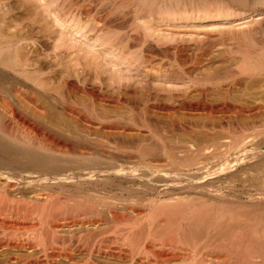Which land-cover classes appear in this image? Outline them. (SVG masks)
Instances as JSON below:
<instances>
[{"label":"bare ground","instance_id":"bare-ground-1","mask_svg":"<svg viewBox=\"0 0 264 264\" xmlns=\"http://www.w3.org/2000/svg\"><path fill=\"white\" fill-rule=\"evenodd\" d=\"M2 28L3 27L0 26V32L5 31V28ZM96 30L99 29L96 28ZM51 31L52 29L46 31V28L41 25L21 24L19 28H16V31L12 33L9 32V34L12 35L11 39H0V234L3 235V237H0V264H108V262H112V260L118 263L123 262V264L124 261H128V264H134L139 260L140 264L142 259L140 260L137 258L138 255L140 253L148 254L151 252L150 250H153L156 246V244L153 243L150 246L148 245V248L142 250L144 240H146V238L150 239V237H159L157 239L159 240L160 246H168L175 251L174 255H176V257L173 255L172 258L186 261L188 264H201L203 261H209L211 262L210 264H264V230L260 228L259 224L257 225L259 228L252 229V221L254 220H251V218H249L250 216L244 213V216L241 215V222H238V224L235 221L239 219L240 215H236L237 217H235V214L230 211L232 209L226 208V206L224 207L226 202L220 201L221 203L219 204L221 205H219L218 211L223 213L226 212L229 214V218L224 222L222 219L225 218V214H219L220 217L218 212L216 213L217 216H215V219H212V216L209 217L210 213L208 212V216L206 210H204L205 212L200 211V213L199 210H196L197 208H191L187 212L183 205L187 197H181L182 199L177 197L180 196L179 194L193 190L197 193L207 190L209 194H213L215 197L218 195L220 196L219 198L226 196V191L223 190L225 192L224 194L220 187H218V184L224 179H222L221 175L226 174L229 167H219L218 163L211 162L212 160L210 158L211 161H208L212 164H207L205 162L207 158L203 151L205 150L207 152L208 147H210V145H207L210 139L208 142L206 141L207 143L205 142V145L193 144L192 139L189 143H192L193 146L184 145L183 141V143H181V145L179 144L180 146L175 147V149L178 151H176L177 153L186 154V156H183L187 157V159H182L183 161L178 162L179 166L184 167L192 165L195 167V165H197V170H204L203 173L205 175L202 176H209L212 180L210 183L218 182L217 186H212V184H209L210 187L206 186L204 179L206 177L200 178V175H198L199 171L188 174L190 177V184H186L185 181H180L181 178H179V180L176 179V177H173L175 175L169 172L168 169H166L167 171L164 170V168H168L166 167L168 160L166 161L167 163L163 165V169H161L162 167L156 162L158 166L161 167L159 169V167L152 162L154 159L152 161H145L143 164L144 166H138V162L134 161L136 157H133L135 158L133 160L130 155L129 163L127 162L128 158L126 159V157H124V159L122 157L124 160L121 159L119 155L125 156V154L121 153L126 148L124 147L126 145V140H124L121 135L126 134L125 136L128 135L127 138H129L130 135V140H128L130 145L127 143L128 146L139 149L141 145L139 144L140 141L135 140L138 134H140V127L137 129L134 125L136 126L139 121L136 124L132 122V125L130 123L131 126L129 123L128 126H123L121 125L123 123L119 121L109 122L110 119L108 116H110V118L116 117V119L123 118L121 117V111H124L122 108L125 104H129L125 98L126 94H128L126 90L129 85L126 87L127 85L125 83L127 82H124L122 78L123 73H121V66L115 68V78L111 77L113 74H108V77L110 76L109 79L107 76V78L104 77L109 70L108 68L105 69V65L107 64L106 58L101 59L103 60L102 64L104 65L105 63L104 66H100L99 64L97 66H95L96 64L93 66L90 65L94 60L90 64L86 63L88 61H77L79 60L78 57L76 59L73 58L75 60L73 62H71L72 60H66L68 58L65 59V42H55L54 39V42L51 41L52 38L49 39ZM27 34H36L37 38L35 37V40L29 39L28 37L30 36H27ZM38 34H41V36H38ZM42 35H47L48 39L45 37V39H42ZM38 37L40 39H38ZM111 45L109 44V46ZM51 47V54H46L45 52L48 49L50 50ZM83 58L85 60L86 57ZM79 64H81L80 67H78ZM115 65H122V60L120 61L119 59L117 63L115 61ZM24 72L26 75L28 74L27 76H33L32 78L35 79L33 81L36 83L35 86L34 84L31 85L30 82L29 85V83L21 77ZM96 80H99L101 83H97ZM99 84H101V87L98 86ZM24 87H31L34 93L31 94V96L33 97V95H35L36 98H31L30 95H28L29 93L27 94L29 91L25 89V92L23 89ZM131 88H137V86H130L131 95L138 91L137 89V91H132ZM76 95H81V98L84 97L88 103L86 104L82 99L84 105L82 104L83 102L80 104L79 102L81 99H78L79 102L76 101ZM131 100L133 101V99ZM135 100H137V98ZM138 102L139 101H137V103ZM159 103L153 105L151 103L150 108H153V111L156 109L166 110L169 115L172 113V110H175V106H161ZM130 104H132V102ZM200 106L203 107V104H200ZM178 108L180 110H194L191 105L186 103L179 105ZM204 109L206 108L204 107ZM53 116H57L58 118ZM97 117H104L106 118L105 120L108 121L109 119V121L100 124L102 121L97 123ZM60 118L64 123L59 121L61 120ZM175 120L174 122H178ZM113 121L115 120L113 119ZM124 121L122 120V122ZM13 122L15 126L12 124ZM210 129L211 128H208V130ZM101 130L104 133H102V135L104 137L106 135L105 139L107 138L110 140V136H115L111 141L113 142L112 146L108 145L110 142L108 140L107 143L99 141L97 138L99 136L97 135H99ZM261 131L262 130H260V132ZM97 132L99 133L97 134ZM154 132V135L157 137L156 131ZM147 133L145 134L147 135ZM205 134L208 136L207 133ZM135 135L137 136L134 137ZM159 136L162 135L159 134ZM138 137L141 138V136ZM156 137L153 139L157 141ZM193 138L195 137L193 136ZM217 138L218 137H216L215 140H217ZM215 140L213 144L218 141L215 142ZM151 141L154 147L153 140H149L148 142ZM179 141H181V139ZM241 141H236L235 144H240ZM169 142L167 144H169ZM194 142L199 143V141L197 142L196 140ZM177 143L174 142V144ZM227 146L231 145L228 144ZM257 146L259 148V145ZM150 147L153 149L151 145ZM168 147L169 146H167V148ZM142 148L143 147H141V149ZM155 148H158V145ZM160 148L156 150L159 151ZM220 148H222V146H220ZM220 148L217 149L219 150ZM228 148L231 149L230 147ZM108 149H110L111 152ZM132 149L133 148H131V150ZM169 149L168 153L172 154L174 150L171 151L170 149L171 152H169ZM145 150L148 152V149L145 148ZM209 150H211V147ZM136 151V154H138L139 150ZM165 151L167 152L166 149ZM212 151L213 155L216 157L218 156V160H220L221 157L219 158V155L221 156L222 154H218L217 150L214 152V149ZM131 153L132 152H130V154ZM161 153H163L162 150ZM224 153H226V150ZM176 155L175 157L173 156L174 159ZM144 158L140 159V162H142ZM154 158L156 157L154 156ZM177 158H179V155ZM159 159L158 157V161ZM215 159H213V161ZM221 161L223 160L221 159ZM243 161L245 160H242V162ZM223 162L225 164L227 161ZM223 162L220 163L222 164ZM175 165L177 166V164ZM176 166L174 167L175 169ZM248 166L251 167L250 165ZM249 171L250 169L247 172L249 173ZM258 171L262 172L263 169L262 171ZM238 172L240 173V170L236 172L237 176L239 174ZM241 173H243V171ZM231 174V177L236 176L233 172ZM253 174L255 177V173ZM261 176L262 178L264 177V175ZM261 176H259L260 178H256V181H261ZM254 177L253 179H255ZM245 179L246 181L249 180L246 177ZM124 180L129 181L131 184H136L138 182L145 184L147 182L145 185L146 187L155 184V181L161 182L159 184L165 186V190L169 192V195L177 196L173 197V200H169L170 202H168L167 207L163 211L162 209H157L155 212L152 211L149 214L143 215L141 209L132 203H125V198H120L118 192L115 190L110 196L106 195V197L93 202L62 195L70 186L77 191V194L80 191L88 189L100 192L101 188L103 189L106 186L113 185L116 186L114 188L118 189L119 193L121 191L135 192V190L138 191L142 188L140 186L138 188L131 186L125 187L123 185ZM232 180H230L229 183H231ZM233 181H235V179ZM99 186L102 187L100 188ZM226 186L228 187V185ZM158 188L160 189V187ZM175 190L177 192H175ZM190 196L192 198L194 197V195ZM191 197H189V199H191ZM223 199L221 198L220 200ZM226 199L225 197L224 200L226 201ZM218 216L220 218H218ZM142 219H144L146 223L141 222ZM19 220H21V222L22 220H26V222L20 223ZM181 222L185 223L184 227L180 226ZM109 223H111L109 226L110 230L115 228V235L111 239V242L126 246L128 249L111 247L102 240L96 242L95 239H92V237H95L93 236V234H96L94 233L95 231L101 230V228ZM177 234H180V237L178 236L179 238L176 236ZM150 241H152V238ZM179 244L185 246L184 250H180ZM213 246H216L215 249L217 254H203L202 249ZM220 250L223 252L221 255H218V251ZM165 256L166 255L163 253L161 255L159 254L153 262L146 260L142 261V264L144 262V264H165L166 261L168 262L172 259L166 260L167 257ZM98 258L109 261L107 263L100 262ZM257 261L260 263H257ZM114 262H112V264H114Z\"/></svg>","mask_w":264,"mask_h":264},{"label":"rangeland","instance_id":"rangeland-1","mask_svg":"<svg viewBox=\"0 0 264 264\" xmlns=\"http://www.w3.org/2000/svg\"><path fill=\"white\" fill-rule=\"evenodd\" d=\"M21 24H33L35 26L41 25L46 28V31L52 29L53 32L51 31L49 39L52 38L51 41L53 42L54 40L55 42H65V59L68 58L66 60H72L71 62H73L75 61L73 58L76 59L78 57L79 60L77 61H88L86 63L90 64L94 60L90 65L93 66L96 64L95 66H97L99 64L102 66L103 60L101 59L106 58L107 60H105L107 64L105 65L104 63V65L105 69L108 68L109 70L104 77H108L109 73L113 74L111 77H114V73H116L115 68L121 66V73H123L122 78L124 79V82H127L125 83L127 85L126 87L129 85L126 90L129 95H131L130 86H137V88H131L132 91L138 90L131 96L126 94V91L124 92L126 94L125 98L129 104H125L127 107L124 105L122 108L124 111L120 109L122 110L121 117L123 118L116 119V117H112L115 121H113L110 116H108L110 121L107 118L109 122L119 121L123 123H120L123 126H128V123L129 125L130 123L132 125V122L133 124H136L139 121L134 127H137V129L140 127L139 130L142 135L138 134L141 138L137 135L134 137L137 136L139 138L136 137L135 140L140 141V148L138 147L139 149H137L133 146H128L127 143L129 142L128 140H130V135L129 138H127L128 135L125 136L126 134H123L124 136L121 135L124 140H126V145L124 147L127 148L121 153L125 154V156L119 155L121 159L126 157V159L128 158L127 162L129 163V155L130 157L132 156V158L136 157V160H134L135 158H133V160L138 162V166H144L143 164L145 161H152L154 159L152 162L155 165L158 166L159 164L162 167L158 166L159 169H163V165L166 164V161L168 160V163L166 164V167L168 168H164V170L168 169L169 172L175 175L173 177H176V179L179 180V178H181L180 181H185L186 184H190V177L188 174L199 171L198 175H200V178L206 177L204 178L206 186L210 187L211 184L212 186H217L218 182L210 183L212 180L209 176H202L205 175L203 173L204 170H197V165H195V167L192 165H190L191 167L179 166L178 162L187 159V157H184L186 154L177 153L178 151L175 149V147L180 146L183 141L184 145L193 146L192 143H189L192 139L193 144L204 145L210 139V142H208L210 144L207 143V145H210L211 150H209L210 147H208L207 152L205 150L203 151L207 158L205 162L207 164H212L211 162L218 163L219 167L228 166L231 170L230 171L228 168V172L226 171V174L221 175L222 179H224L218 184V187H220L222 192L225 194L224 191H226L227 193L225 196L227 198L226 201L224 200L225 197H221L224 199L220 200V196L216 195V197H218L216 198L215 195L209 194L207 190L201 191L200 193H197L195 190L188 191L179 194L180 196L169 195V192H166L165 190V186L159 184L161 182L157 181H155V184L150 185V187H146L145 185L147 182L145 184L139 182L131 184L129 181L124 180L123 185L125 187L131 186L138 188L140 186L142 188L138 191L135 190V192L121 191L122 193H119L118 189L114 188L116 186L113 185L106 186L103 189L101 188L102 186H99L101 188H99L100 192L88 189L80 191L82 194L80 192L77 194V191L70 186L67 188L66 192L64 191V194L62 193V195L77 197L80 198V200L83 199V201L93 202L106 197V195L110 196L115 190L118 192L120 198H125V203H132L141 209L143 215L149 214L152 211L155 212L157 209H162L163 211L167 207L168 202H170L171 199L173 200V197H187L183 204L187 212L191 208H197L196 210H199V212L206 210L207 213H210V216L209 213L208 216H212V219H215V216H217L216 213L219 212L218 207L221 205L219 203L222 201L226 202L224 207L226 206V208L232 209L230 211L235 214V217H237L236 215H240L239 219L235 222L240 223V217L244 216L243 214L245 213L250 216L249 218H251V220H254L252 221V229H257L260 226V228L264 230V177L262 178L261 176L264 175L263 0H0V26L5 28L4 32H0V39H11L12 35H10L9 32L12 33L16 31V28H19ZM96 28L99 30H96ZM27 36H32L31 38H28L34 39L36 34H27ZM38 36H41V34H38ZM44 37L48 39L47 35H42L41 38L45 39ZM38 39L40 38L38 37ZM109 44L112 45L109 46ZM48 50L45 53L51 54L52 47L49 51ZM83 57H86L85 60ZM119 59L120 61L122 60V65L117 66L115 65V61L117 63L119 62ZM80 65L81 64H79L78 67H80ZM22 74L23 76L21 77H23L26 82H30L31 85L34 84L35 86L36 83L33 81L35 80L32 78L33 76H27L28 74L26 75L25 72ZM96 82L101 83L99 80H96ZM98 86L101 87V84ZM23 89L29 91L27 94L29 93L28 95H30L31 98H36L35 95H33V97L31 96V94H34L31 87H24ZM134 97L135 99L137 98V100H135ZM78 99H81L80 102ZM82 99L86 104L88 103L84 97L81 98V95L75 96V100L80 104L83 102ZM131 99H133V101ZM137 101L139 102L137 103ZM84 102L82 103L83 105ZM131 102L132 104H130ZM179 102L181 104L186 103L191 105L194 110H180L178 108V106L181 105ZM151 103L152 105L159 103L161 106H175V110H172L173 114L170 113V115H172L170 116L167 114L168 111L163 109H156L153 111V108H150ZM200 104H203V107H201ZM204 107L206 109H204ZM128 109L131 111L129 112ZM97 118L98 121L95 119L97 123H100L101 121L100 124L108 122L104 117ZM121 119L126 121L122 122ZM174 120L178 122H174ZM59 121L63 122L62 119ZM171 121L174 125L176 123V125L174 126ZM12 124L15 126L14 122ZM184 124L187 126V129ZM170 127L173 128L171 129ZM208 128L211 129L208 130ZM260 130L262 131L260 132ZM154 131H156L157 137L154 135ZM204 132L207 133L208 136ZM98 133L99 132H97V134ZM102 133L101 130L99 135H97L99 136L97 137L99 141L107 143L108 140L110 141L108 145L112 146L113 142L111 141L115 136H110L109 140L107 138L105 139L106 135L104 137ZM145 133H147V135ZM159 134L162 136H159ZM153 135L156 137L157 141L153 139L155 138ZM193 136L196 139L193 138ZM212 137L214 140L218 137V141L215 140V142H217L214 144ZM180 139L181 141H179ZM149 140H153L154 147L152 141L148 142ZM195 140L197 142L199 141V143L194 142ZM167 141H170V145L167 144ZM236 141H241V143H243L236 145ZM174 142L178 143L174 144ZM128 144L130 145V143ZM226 144L231 146H227ZM157 145L158 148L161 147L162 149L160 148V150L157 151L158 148H155ZM257 145H259V148ZM167 146L169 147L167 148ZM220 146H222V148H220ZM130 147L133 148V151ZM141 147L143 148L141 149ZM145 148L148 149V152H146ZM169 148L171 151L174 150L172 153L173 155L168 153ZM217 148L220 149L218 150ZM135 149L139 150L138 154H136L137 151ZM170 149L169 152H171ZM213 149L214 152L217 150L218 154H222L221 156L219 155V158L221 157L220 160H218V156L216 157L213 155ZM108 150L111 152L110 149ZM161 150L163 153H161ZM225 150L226 153H224ZM130 152L132 153L130 154ZM175 155V159H179L178 161L173 158ZM178 155L179 158H177ZM154 156L156 158H154ZM158 157L160 158L159 161ZM143 158L144 160L140 162V159ZM213 159L215 160L213 161ZM221 159L227 161L225 162L227 165H225ZM208 160L211 162L209 163ZM242 160L245 161L242 162ZM156 162H158V164ZM220 162H223V165ZM175 164H177V166ZM173 165L176 166V169L174 168L175 166L172 167ZM249 169V173L253 176L247 172ZM174 170H177L178 172H175ZM238 170H240V173L238 172L239 174L237 173V176L236 172ZM258 170L262 172H259ZM242 171L243 173H241ZM232 172L236 175V178L231 177ZM251 172L255 173V177ZM239 175H243L244 177L242 176V178ZM259 176H261V181H256V178ZM245 177L250 181H246ZM253 177L255 179H253ZM230 178L233 180L235 179L236 182ZM230 180L234 183L232 181L229 183ZM225 184L228 185V187ZM158 187H160V189ZM175 192L177 191L175 190ZM190 195H194V199ZM189 197H191V199H189ZM220 212L218 215L225 214V218L221 219L226 222V219L229 218V214L226 212ZM219 216L218 218L221 217ZM19 222L25 223L26 220H22V222L19 220ZM141 222L146 223L144 219H142ZM184 224V222H181L180 226L184 227ZM258 224L259 226H257ZM110 225L111 223L105 225L101 230L95 231L94 233H96L97 236L92 233L93 236H95L92 237V239H95L96 242L102 240L105 244L111 247L128 249L126 246L111 242V239L115 235V228L110 230ZM179 235L180 234H177L176 236L178 237ZM0 237H3V235L0 234ZM151 238L152 241H150ZM157 238L159 237H150V239L146 238V240H144L142 250L148 248L153 243L156 244V246L153 250H150L151 252L148 254L140 253L138 257L136 256L140 260L142 259L140 264H142V261L146 260L153 262L156 260L157 255H161L162 253L168 258H166V260H169L175 254V251L168 246H160ZM179 247L181 248L180 250H184L185 248L183 244H179ZM215 247L216 246L202 249L203 254H217ZM220 251H218V255H221L223 252L222 250ZM174 256L176 257V255ZM99 260L104 263L109 261L107 259V261H105V259L98 258V261ZM112 262H114V260H112ZM112 262L109 261L108 264H112ZM125 262L126 261H124V264L129 263L128 261ZM139 262L140 261L137 260V263L135 262L134 264H139ZM116 263L123 264V262H114V264ZM210 263L211 262L209 261L201 262V264ZM257 263L260 262L257 261ZM165 264H188V262L172 258L168 262L166 261Z\"/></svg>","mask_w":264,"mask_h":264}]
</instances>
